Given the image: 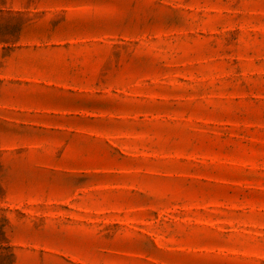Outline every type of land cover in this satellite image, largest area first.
<instances>
[{"label": "rangeland", "instance_id": "rangeland-1", "mask_svg": "<svg viewBox=\"0 0 264 264\" xmlns=\"http://www.w3.org/2000/svg\"><path fill=\"white\" fill-rule=\"evenodd\" d=\"M0 264H264V0H0Z\"/></svg>", "mask_w": 264, "mask_h": 264}]
</instances>
